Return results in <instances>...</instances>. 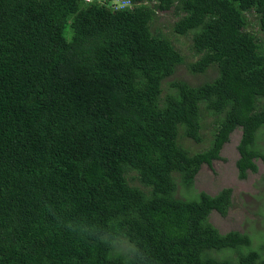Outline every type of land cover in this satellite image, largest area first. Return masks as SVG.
<instances>
[{
  "label": "trees",
  "instance_id": "trees-1",
  "mask_svg": "<svg viewBox=\"0 0 264 264\" xmlns=\"http://www.w3.org/2000/svg\"><path fill=\"white\" fill-rule=\"evenodd\" d=\"M252 12L264 34V0H0V264H264L209 221L231 189L178 195L238 129L239 178L264 162Z\"/></svg>",
  "mask_w": 264,
  "mask_h": 264
},
{
  "label": "rangeland",
  "instance_id": "rangeland-1",
  "mask_svg": "<svg viewBox=\"0 0 264 264\" xmlns=\"http://www.w3.org/2000/svg\"><path fill=\"white\" fill-rule=\"evenodd\" d=\"M120 0H116L119 2ZM251 29L264 40V34L260 30L257 23V16L254 12L248 15ZM178 20V16L173 11L160 13L156 19V29L158 32L167 34L170 31V27ZM174 39V36H171ZM176 43L185 55H189V40L184 37H180ZM186 73V72H185ZM193 78L186 76L187 81H192L195 84H201L206 80L213 79L214 74L198 76L192 74ZM210 120L211 118H207ZM241 138V130H237L230 136V142L225 145L221 152V159L215 161L212 167L204 166L195 178L193 190L190 195H184L179 193V197L197 198L199 193H207L210 196L217 195L223 189L232 190V207L228 214L224 217L214 212L211 214L209 221L215 226L222 234H227L231 231H238L241 233H248L252 235L254 242L259 245L256 246L253 242L251 249L264 250V237L261 242L258 241L256 235L264 236V162L261 160L256 161V165L259 168L258 173L248 174L246 180H241L238 176L237 161L239 160V153L237 146ZM192 144H195L193 141ZM189 143V144H191ZM258 145L260 150L264 152V130L260 132L258 136ZM247 248L238 249H226L223 251H212L211 255L217 259L233 258L236 256V264L239 256L247 252L244 251ZM121 252H125L124 248L119 249ZM236 253V254H235Z\"/></svg>",
  "mask_w": 264,
  "mask_h": 264
},
{
  "label": "clouds",
  "instance_id": "clouds-1",
  "mask_svg": "<svg viewBox=\"0 0 264 264\" xmlns=\"http://www.w3.org/2000/svg\"><path fill=\"white\" fill-rule=\"evenodd\" d=\"M118 6L123 7V6H125V3H118Z\"/></svg>",
  "mask_w": 264,
  "mask_h": 264
}]
</instances>
